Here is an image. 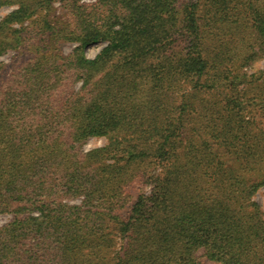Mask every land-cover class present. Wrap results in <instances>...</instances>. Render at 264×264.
Segmentation results:
<instances>
[{"label":"trees","instance_id":"trees-1","mask_svg":"<svg viewBox=\"0 0 264 264\" xmlns=\"http://www.w3.org/2000/svg\"><path fill=\"white\" fill-rule=\"evenodd\" d=\"M10 3L0 53L79 45L0 87V264H264V0Z\"/></svg>","mask_w":264,"mask_h":264},{"label":"rangeland","instance_id":"rangeland-1","mask_svg":"<svg viewBox=\"0 0 264 264\" xmlns=\"http://www.w3.org/2000/svg\"><path fill=\"white\" fill-rule=\"evenodd\" d=\"M84 2H93L94 0H83ZM17 7L16 3H10L5 4L0 7V20L8 14L11 10L15 9ZM52 14L55 19H58L62 24H65L66 21L69 19V13L65 7L61 4L59 1L54 2V7L52 9ZM36 16H34L35 19ZM30 25L33 27L35 25L32 21H26L25 25ZM13 28H20L21 25L14 23ZM20 33H24V39L27 37L26 34H28L27 40H24V42H20V44L17 45V48H8L5 52L0 53V87L7 84L8 81H10L13 78V75L18 71V69L21 67L22 64L30 60L31 58L37 56L38 53H44V52H53L57 54L58 56H66L71 53L78 47L79 43L75 41H66V40H59L55 44H52V46H49L47 44L43 45H36V41L38 39L34 38L35 29H20ZM45 43H47L45 41ZM104 43H92L88 46L83 48V51L88 57H94L98 52L101 50ZM46 49H45V48ZM49 48H53V50L49 51ZM257 67H264V59L259 60L256 63ZM250 71H252L250 69ZM258 107L256 109H253L254 112H259ZM261 121L264 122V116H262ZM109 144V139L107 136H92L90 137L83 145L84 151H89L95 148H101ZM110 159V158H109ZM112 161V160H110ZM148 189V186L146 187ZM253 201L258 202L261 205V209L264 212V187L259 189V191L252 197ZM71 202L77 203L79 202L78 199L72 200ZM12 214H1L0 215V225L5 224L12 219ZM119 239H117V243H119ZM197 254L199 256V261L202 264H222V262L217 261L215 259H210L208 257L207 252L204 248H200L197 251Z\"/></svg>","mask_w":264,"mask_h":264}]
</instances>
